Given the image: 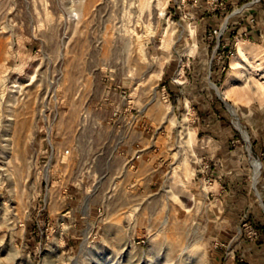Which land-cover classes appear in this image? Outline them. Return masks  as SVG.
<instances>
[{
	"label": "rangeland",
	"instance_id": "374dc122",
	"mask_svg": "<svg viewBox=\"0 0 264 264\" xmlns=\"http://www.w3.org/2000/svg\"><path fill=\"white\" fill-rule=\"evenodd\" d=\"M0 264H264V0H0Z\"/></svg>",
	"mask_w": 264,
	"mask_h": 264
},
{
	"label": "crops",
	"instance_id": "0c3cea01",
	"mask_svg": "<svg viewBox=\"0 0 264 264\" xmlns=\"http://www.w3.org/2000/svg\"><path fill=\"white\" fill-rule=\"evenodd\" d=\"M126 145H127V143H126ZM151 147H152V144L150 145V148ZM154 151H155L154 149H147L144 152H142L141 156H144L145 161H144L143 169L141 170V173H144V174H147V175L148 174L153 175L154 173L157 172L158 166L155 163L156 161H155V153H154ZM95 153H96V155H95L96 158L97 157L99 158L101 156V154H102V152H98V151H96ZM108 153L109 154L106 156L107 159H106V163H105L106 164L105 170L107 172H111V169H112L111 165L113 164V163H111L109 161V157L113 156V152H112L111 148L108 149ZM127 156H128V153H125L124 155H120L119 156V163H118L117 169H119L120 172H134V173H138V166L135 169L133 168L134 164L132 165V168L128 167V165L126 163L128 161ZM90 168H91V166H89L88 170H90Z\"/></svg>",
	"mask_w": 264,
	"mask_h": 264
},
{
	"label": "built area",
	"instance_id": "2783aa9c",
	"mask_svg": "<svg viewBox=\"0 0 264 264\" xmlns=\"http://www.w3.org/2000/svg\"><path fill=\"white\" fill-rule=\"evenodd\" d=\"M69 153V150H65L64 152H63V154H68Z\"/></svg>",
	"mask_w": 264,
	"mask_h": 264
},
{
	"label": "bare ground",
	"instance_id": "6f19581e",
	"mask_svg": "<svg viewBox=\"0 0 264 264\" xmlns=\"http://www.w3.org/2000/svg\"><path fill=\"white\" fill-rule=\"evenodd\" d=\"M242 49H241V47L239 48V53H242V51H241Z\"/></svg>",
	"mask_w": 264,
	"mask_h": 264
}]
</instances>
